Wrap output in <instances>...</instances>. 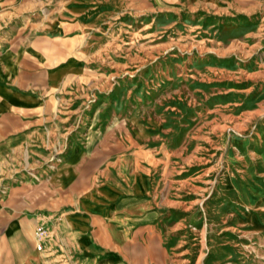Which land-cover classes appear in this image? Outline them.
<instances>
[{"label":"rangeland","instance_id":"374dc122","mask_svg":"<svg viewBox=\"0 0 264 264\" xmlns=\"http://www.w3.org/2000/svg\"><path fill=\"white\" fill-rule=\"evenodd\" d=\"M62 1L0 0V50L52 37L53 54L77 65L48 105L22 117L30 123L9 131L30 141L0 156V196L43 197L44 175L93 135L106 154L97 175L115 166L145 176L157 218L131 232L126 252L96 244L83 256L264 264V0H122L116 12L101 0L92 12H111L92 33L66 26L54 36L53 16L71 22ZM62 195L36 208L58 219ZM18 208L0 206L12 217ZM32 233L42 264L68 263L57 231Z\"/></svg>","mask_w":264,"mask_h":264},{"label":"crops","instance_id":"0c3cea01","mask_svg":"<svg viewBox=\"0 0 264 264\" xmlns=\"http://www.w3.org/2000/svg\"><path fill=\"white\" fill-rule=\"evenodd\" d=\"M62 2L71 22L53 16L45 29L54 32V36H63L66 26L80 27L82 32L90 34L107 17L105 12H116L123 6L122 0H109L104 6L111 10L93 13V5L101 0ZM38 45L30 39L25 48L0 50V156L7 150L14 152L22 141H30L26 139L30 134L9 131L30 123L22 117L35 114L48 105L52 91L63 88L69 77L77 73V65L73 59L65 58V52L53 54L52 37L43 38L42 48ZM35 120L33 117L31 122ZM93 138V135L86 136L84 143L71 146L65 158L44 175L46 193L43 197L20 194L9 197V192L0 196V206L21 207L13 217L0 209V264H42L32 243V228L39 225L57 231L67 264H123L110 259L99 263L83 255L92 251L96 244L98 248L107 246V252L124 253L129 249L127 239L133 234L134 237L139 235L156 220L157 215L150 213L155 208L147 197L145 176L124 173L115 166L113 174L112 167L106 166L100 168L97 175L100 158L106 154L95 148L97 140ZM98 180L105 186L94 184ZM12 189L20 190V186ZM94 191L100 194H93ZM58 192L63 193L59 197L61 215L54 219L53 214L36 207L48 205L55 198L52 193ZM83 196L88 197L83 199ZM131 222L138 223L134 232L130 230L133 228ZM100 239L106 240L107 245H102ZM118 248L121 250L116 251Z\"/></svg>","mask_w":264,"mask_h":264},{"label":"built area","instance_id":"2783aa9c","mask_svg":"<svg viewBox=\"0 0 264 264\" xmlns=\"http://www.w3.org/2000/svg\"><path fill=\"white\" fill-rule=\"evenodd\" d=\"M43 233H41V230L39 229V228H37V232H36V236L38 237V238H40L41 237V235H42ZM40 243L38 242L37 244H36V249L37 250H40Z\"/></svg>","mask_w":264,"mask_h":264}]
</instances>
